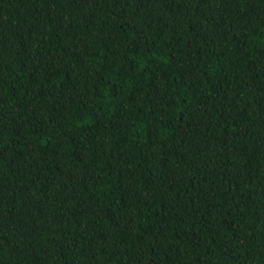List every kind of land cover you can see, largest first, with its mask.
Masks as SVG:
<instances>
[{"label": "trees", "instance_id": "16d2710c", "mask_svg": "<svg viewBox=\"0 0 264 264\" xmlns=\"http://www.w3.org/2000/svg\"><path fill=\"white\" fill-rule=\"evenodd\" d=\"M0 264H264V0H0Z\"/></svg>", "mask_w": 264, "mask_h": 264}]
</instances>
